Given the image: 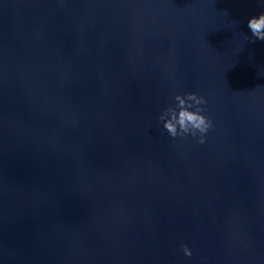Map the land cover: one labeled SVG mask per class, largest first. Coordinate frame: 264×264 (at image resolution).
<instances>
[{"label":"water","instance_id":"95a60500","mask_svg":"<svg viewBox=\"0 0 264 264\" xmlns=\"http://www.w3.org/2000/svg\"><path fill=\"white\" fill-rule=\"evenodd\" d=\"M262 5L0 0V264H264Z\"/></svg>","mask_w":264,"mask_h":264},{"label":"clouds","instance_id":"9594fccd","mask_svg":"<svg viewBox=\"0 0 264 264\" xmlns=\"http://www.w3.org/2000/svg\"><path fill=\"white\" fill-rule=\"evenodd\" d=\"M264 7V5H262ZM247 27L251 31L256 40L264 41V12L258 16L251 17L247 22ZM245 40H249L248 36H244ZM175 106H169L163 110L158 120L162 122L163 129L168 133L169 137L183 139L188 136L197 138L199 144H204L206 134L212 128V122L203 113L207 101L202 96L195 93L185 94L183 96L177 94L174 96ZM181 250L186 257H191L192 252L187 245H181Z\"/></svg>","mask_w":264,"mask_h":264}]
</instances>
